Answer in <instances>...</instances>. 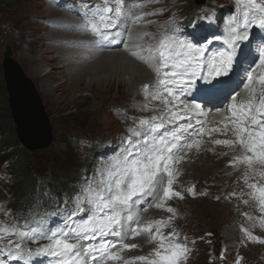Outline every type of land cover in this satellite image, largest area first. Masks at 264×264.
<instances>
[{
    "label": "snow or ice",
    "instance_id": "6c2138e0",
    "mask_svg": "<svg viewBox=\"0 0 264 264\" xmlns=\"http://www.w3.org/2000/svg\"><path fill=\"white\" fill-rule=\"evenodd\" d=\"M158 2L103 0L81 5L84 11L77 14L84 24L78 28L95 37L90 47L113 50L117 45L115 50L125 51L154 73V82L141 88L147 102L139 110H152L153 101L163 108L159 115L132 120L119 151L105 157L65 200L58 223L30 213L32 218L20 224L0 205V212L11 221L0 222V264H187L192 248L187 236L174 226L177 213L168 202L185 198L184 192L174 188L180 175L177 165L192 150L199 153L203 137L213 133H231L232 139L212 143L233 151L239 148L229 166L243 168L241 178L249 191L239 197L248 196L245 204L255 201L261 214L259 224L264 227V0H236L237 9L222 35L205 31L181 34L175 20L158 25V34L146 31L156 24L147 18L162 15L164 9H144ZM56 6L67 7L64 0H58ZM253 28L258 32L253 33ZM217 41L220 47H215ZM254 41L259 42L255 52ZM241 87L247 93L246 102L237 101ZM209 105H227L222 127L208 128L201 119L208 115L204 109ZM116 114L122 120L127 118L126 113ZM180 152L182 156L177 155ZM186 192L193 198L198 195L195 185ZM229 197H237V193L233 191ZM149 208L170 215L145 219L143 213ZM243 215L253 219L248 213ZM241 231L248 241L264 244L250 230ZM141 236L155 248L147 255L123 256L139 247L128 241ZM44 240L49 243L29 247Z\"/></svg>",
    "mask_w": 264,
    "mask_h": 264
},
{
    "label": "rangeland",
    "instance_id": "374dc122",
    "mask_svg": "<svg viewBox=\"0 0 264 264\" xmlns=\"http://www.w3.org/2000/svg\"><path fill=\"white\" fill-rule=\"evenodd\" d=\"M207 2L216 5L225 4L226 0H208ZM192 5V0H181V3L177 4L184 13L192 9ZM50 16L41 7V0H0L1 120L4 119L5 112L8 111L1 61L5 49L10 47L12 51L11 58L19 64L39 93L49 119L53 138L49 148L31 153L20 148V145L16 142L14 130L1 129L0 134L2 136L6 135L8 141L15 143L13 144L15 145L14 151L20 149L22 156V160H17L13 167L12 177H5L10 181L9 184L1 180L9 172L8 166L4 165L7 158L4 156L0 158V199L3 198V201H9L4 189L7 190L8 194L14 191L16 193L14 195H20L22 198L30 193L26 190L30 188L32 183L30 179L31 171L40 177L36 184L48 183V186L52 188L50 190H53V192L58 191V188L61 189V192L66 191L64 193L71 191V189H62L65 185L64 182L52 186L51 182L57 178L56 169L58 166L55 165L57 159H63L62 157L66 155L75 169L84 167L86 164L89 165L90 160L88 158L91 155V143L97 140H102L103 143L116 140L117 134L123 128L119 123L118 115L114 110L113 112L111 110L128 107L136 94L137 89L127 94L124 88L114 85L111 92H106V94L95 99L81 85L77 88L69 78L71 71L68 70L76 68L66 67L65 63L61 64V61L56 59L59 52L47 47L45 44L47 37L44 32L45 28L37 20ZM57 48L60 49L61 47ZM74 50L79 52V49ZM40 55L43 59L34 60V57ZM65 61L82 60L65 58ZM49 72L48 79H45L47 80L48 90L57 85L59 88L62 86L71 91L68 90L65 94L59 95L58 98L49 97L45 91L46 83L42 80L44 76H39ZM143 83H146V81ZM59 92V89L56 90V95ZM92 103H95L97 109L90 114L87 111L91 108ZM9 124L11 125V122ZM2 126L5 127L6 124L2 123ZM69 137H72L75 142V145L71 148L67 144ZM235 151L226 148L223 153H219V156H224V153H227L226 157H232L237 155L240 150L237 148ZM208 157H211V159L209 160ZM219 161H221V158L217 160V156L212 151L206 152L201 149V152L184 161L182 168H178L179 172H182L178 176L174 188L176 191L184 192L185 198L189 197V199H173L168 202V206L176 208L177 215L176 219L174 218V226L181 233L183 232L182 235L187 236L190 243L189 247L192 248L187 264H237V261H239V264H264V244L248 241L241 231L242 228L248 229L254 236L264 239V227L259 224L261 214L258 206L252 200L245 204L243 201L249 199L247 195L239 197V193L249 191L241 178L243 168L239 170L233 167L229 168ZM195 162L196 164L190 168L189 166ZM17 165L24 167V170L17 171L15 169ZM29 165L32 167L31 170L28 168ZM54 165L55 168L52 172ZM184 170L187 174L183 173ZM74 174L71 173L70 176ZM14 175L20 176L19 184L15 183ZM193 185H195L198 193L196 198L189 196L186 192V189ZM233 191L237 193L239 198L229 197V194ZM74 192L72 189V193ZM203 192L208 194L199 195ZM217 196L220 197L219 200H217ZM226 197L232 200L231 204L228 203L229 198L226 199ZM248 210H252L255 214L257 219L255 222L243 215ZM157 211L160 214V210ZM169 215L165 211V216L169 217ZM235 224L240 225V227ZM193 240L195 244L191 243ZM222 253L223 259H221Z\"/></svg>",
    "mask_w": 264,
    "mask_h": 264
},
{
    "label": "bare ground",
    "instance_id": "6f19581e",
    "mask_svg": "<svg viewBox=\"0 0 264 264\" xmlns=\"http://www.w3.org/2000/svg\"><path fill=\"white\" fill-rule=\"evenodd\" d=\"M55 39H57V37H55L54 40ZM57 49H59V48H57ZM60 49H62V48H60ZM76 51L77 50H67V49L65 50V52H70V54H72V55H79V56L82 55V53L76 52ZM40 59H43L41 55L39 57L38 56L34 57V60H40ZM82 65H84V66H82ZM140 66H138L131 59H127L118 53L103 55L100 58H98L95 61H92L88 64H81V61H69L66 64V67L76 68V69L73 68L74 70L68 69L69 71H71L69 78L71 79L72 83H75L77 88H78V86L81 85L86 90V92H88L92 96H94L93 98H95V99H96V97H101L103 94H106V92H111V89L114 85H116L117 87H120L122 89L124 88L126 90L127 94L132 93L144 81L147 82L150 79V75L148 74V72H145L144 69L141 68L142 66L141 67ZM49 74H50V72L48 74L39 75L40 77L44 76V78L42 77V80L44 83H46L45 91H46V93H48L49 97L58 98L59 95H63L68 90H70V89H65L62 86L59 88V86H57V85L55 87H53L52 89L48 90L47 80H45V79H48ZM58 89L60 92H59V94L56 95V90H58ZM90 107L91 108L87 112L92 114L96 111L97 108L95 106V103H92ZM187 159H189V158H187ZM190 159H191V157H190ZM210 159H211V157L209 158V160ZM195 164H196V162L194 164L190 165L189 167L191 168ZM186 170H189V169H186ZM186 170H184L183 173H186ZM154 210H159V209L153 208V211ZM182 216H184V215H182ZM187 231H188V229H187Z\"/></svg>",
    "mask_w": 264,
    "mask_h": 264
},
{
    "label": "water",
    "instance_id": "95a60500",
    "mask_svg": "<svg viewBox=\"0 0 264 264\" xmlns=\"http://www.w3.org/2000/svg\"><path fill=\"white\" fill-rule=\"evenodd\" d=\"M4 56L3 76L8 108L19 143L29 151L43 150L51 143V130L42 101L21 68Z\"/></svg>",
    "mask_w": 264,
    "mask_h": 264
},
{
    "label": "trees",
    "instance_id": "16d2710c",
    "mask_svg": "<svg viewBox=\"0 0 264 264\" xmlns=\"http://www.w3.org/2000/svg\"><path fill=\"white\" fill-rule=\"evenodd\" d=\"M9 122H10V117H9V114H8V111H7V112H5L4 119L1 120V117H0V131H1V129L3 130V128H6V131L7 130L12 131L13 127H12V125L9 124ZM2 123L6 124V126L3 127ZM8 140L9 139H7L6 135L2 136L0 134V158L2 156L6 157L7 159L10 160L11 166L14 167V165L17 163V160H22L21 151H20V149L18 151H14L15 145H13V144H15V143H12L11 141H8ZM10 148L12 149V152H7ZM62 158L63 159H60V160L57 159L55 165L57 164V166H58L57 169H56L57 179L61 178V179L64 180L65 177L67 176V171H68L67 169H69V166H68L69 158L66 157V156H63ZM55 165L52 167V172H53V170L55 168ZM15 169L17 171H20L21 169L24 170V167H22L21 165H17V167ZM30 176H31L30 179L32 181L31 186H30V190H31L32 186H33V184L35 182V178H32V176H34V174L33 175L30 174ZM18 178L20 179V176ZM52 185H54V184H52Z\"/></svg>",
    "mask_w": 264,
    "mask_h": 264
}]
</instances>
